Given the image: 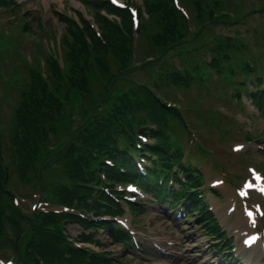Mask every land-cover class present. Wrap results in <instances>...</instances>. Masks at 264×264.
<instances>
[{"label": "rangeland", "instance_id": "obj_1", "mask_svg": "<svg viewBox=\"0 0 264 264\" xmlns=\"http://www.w3.org/2000/svg\"><path fill=\"white\" fill-rule=\"evenodd\" d=\"M122 1L126 10L116 14L102 0H0V162L11 173L8 185L16 196L9 197H15L26 215L13 209L4 214L0 264L49 262L30 249L33 241L45 240V232L33 230L34 224L49 216V223L72 245L84 247L85 253L95 250L99 264H106L107 257L110 264H174L177 259L180 264H226L230 253L234 262L238 257L235 264H264L260 243L245 247L241 242L245 198L238 194L254 172L264 177V114L248 99L257 77L264 76V0ZM130 5L138 9L139 21L131 17ZM40 73L48 85L35 84L31 94H25L29 76ZM155 85L173 105L174 118L184 117L180 126L172 127L192 144L193 164L204 176L199 183L212 190L207 200L210 216L215 214L233 235V251L228 246L221 251L219 241L208 236V214L188 219L148 192L136 196L142 210L123 201L122 216L146 253L132 247V239L124 247V241L110 240L105 229H90L99 221L90 208L101 207L92 198L105 202V194L119 190L122 183L100 174L103 161L95 157L103 153L90 147L111 139L122 127L117 120L125 121L129 110L122 107L129 105L134 92ZM19 105L38 116L27 122V179L15 171L11 141ZM156 126L153 133L171 137L161 132L164 124ZM160 138L152 140V148H162ZM76 160L84 161L85 170ZM214 178L222 184L211 186L210 181L219 183ZM83 179L89 184L81 185ZM263 181H251L261 203L247 189L252 204L260 203V223ZM232 188L236 195L230 200ZM63 210L74 213L61 218ZM81 219L85 224L78 222ZM257 233L264 243V230Z\"/></svg>", "mask_w": 264, "mask_h": 264}, {"label": "trees", "instance_id": "obj_2", "mask_svg": "<svg viewBox=\"0 0 264 264\" xmlns=\"http://www.w3.org/2000/svg\"><path fill=\"white\" fill-rule=\"evenodd\" d=\"M98 1V0H97ZM106 6V5H104ZM118 12H121L122 9H118ZM34 79L36 77L34 76ZM37 80V79H36ZM147 96H152V93L150 91H146ZM143 99H140V104L144 106L142 109L146 112L147 115V120L145 121V126L148 125L149 123H158L162 124V120L160 117L162 116L165 121H169V117L167 114L170 112L167 110L166 106L164 105L163 101H161V104L156 97L152 96L153 102H147V101H142ZM47 109H49V104L44 105ZM162 109V110H161ZM170 114V113H169ZM38 116L34 113V110L32 109H27L24 107V109H20L18 116H17V124H16V130L12 138V142L15 148L16 156H17V161H16V168L18 175L21 178H25L28 176V171H29V165H30V159L28 158L29 156L23 152L25 149V143L26 138L28 136V128L27 122H32L34 119H36ZM30 118H32L30 120ZM164 130L162 129L161 132ZM153 134V132H152ZM153 137V136H152ZM155 137V136H154ZM167 138V139H166ZM162 140L164 141H170V138L168 137H162ZM171 142V141H170ZM177 144H179V141H177ZM92 145H98V144H92ZM99 146V145H98ZM81 163V162H80ZM82 164V163H81ZM5 166L2 165L0 162V186H2V181L6 178L7 171L4 169ZM70 169V167H69ZM68 169V170H69ZM134 174L130 171L129 176H133ZM4 177V178H3ZM2 178V179H1ZM6 181V179H5ZM85 183V180H84ZM83 185V184H82ZM77 185H75L76 187ZM6 198L4 196L3 198H0V212L2 211V208L5 209V204L3 206V202ZM93 200L97 201V197H93ZM111 201V199H110ZM110 201L105 204L103 208V212L106 214V216H109L110 213L113 211L111 210L110 207ZM97 203V202H95ZM12 204V203H11ZM14 205V204H12ZM16 208V206L14 205ZM97 207L94 205L90 209L97 211ZM100 210V209H99ZM112 211V212H111ZM19 213V212H18ZM4 213H0V218L1 215ZM21 214V213H19ZM51 219H47L46 221H40L38 223V227L34 225L33 230L37 231H43L44 233V242L37 244L35 241L33 245L30 246V249L32 250L33 254H36L37 251H39L44 259H48L51 262H58V264H99L97 260L94 258L92 253H85L82 251V249L78 246H72L70 243L67 242L66 237L63 236V234L60 231L56 230L55 226H51L49 221H51L53 218L49 216ZM109 220V219H108ZM106 218L104 220H101L99 222L100 225L102 226H107L113 224L112 221H108ZM1 224V221H0ZM3 226L0 225V240L3 234ZM34 237H31L32 239ZM40 257V256H39ZM41 258V257H40ZM42 259V258H41ZM42 259L43 261H45Z\"/></svg>", "mask_w": 264, "mask_h": 264}]
</instances>
